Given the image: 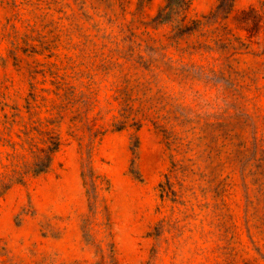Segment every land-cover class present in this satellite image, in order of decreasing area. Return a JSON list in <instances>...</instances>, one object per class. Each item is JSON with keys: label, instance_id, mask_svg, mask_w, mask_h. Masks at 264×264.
<instances>
[{"label": "rangeland", "instance_id": "rangeland-1", "mask_svg": "<svg viewBox=\"0 0 264 264\" xmlns=\"http://www.w3.org/2000/svg\"><path fill=\"white\" fill-rule=\"evenodd\" d=\"M165 4L0 0V264H264V0Z\"/></svg>", "mask_w": 264, "mask_h": 264}, {"label": "trees", "instance_id": "trees-1", "mask_svg": "<svg viewBox=\"0 0 264 264\" xmlns=\"http://www.w3.org/2000/svg\"><path fill=\"white\" fill-rule=\"evenodd\" d=\"M143 2V0H141ZM191 6V0H166L165 6L159 11L158 15L156 16L155 20L159 23H166V22H174L177 21L176 28L179 30V33L190 31L193 29V26L188 25L187 23V12ZM182 16V17H181ZM181 17V18H180ZM180 18V19H179ZM242 22L246 24V30L249 33V36H253L255 34V26L256 20L255 18H248L247 16L242 18ZM60 147V142H52V145H49L45 151L43 164L37 163V166L33 169L34 173H40L47 169L50 159V155L58 150ZM48 161V164L45 163ZM3 181V180H2ZM21 181V180H19ZM3 189L6 190L9 188L10 184L6 182H2ZM162 195H166L171 192V184L162 185Z\"/></svg>", "mask_w": 264, "mask_h": 264}]
</instances>
